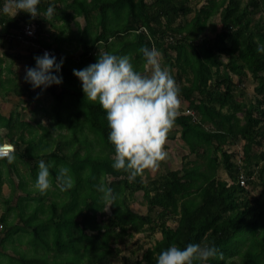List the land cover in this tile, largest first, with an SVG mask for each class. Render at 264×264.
<instances>
[{"label":"trees","instance_id":"1","mask_svg":"<svg viewBox=\"0 0 264 264\" xmlns=\"http://www.w3.org/2000/svg\"><path fill=\"white\" fill-rule=\"evenodd\" d=\"M192 1L41 0L42 15L49 4L60 8V14L48 22L33 20L24 12L14 18L0 12V40L30 47L25 55L9 54L12 63L17 59L26 68L35 67L34 57L42 56L43 49L54 52L58 63L64 61L58 74L61 85L34 90L25 79L21 83L13 64L1 57L2 91L37 103L49 93L53 103L47 115L60 132L67 131L60 134L67 150L62 154L59 146L54 148L48 129L36 135L32 124L21 119L23 113L12 111L9 117L0 113V130L7 131L6 138L0 136V145H14L15 155L12 164L0 160V193L9 177L19 174V162L30 168L36 180L41 159L54 162L50 178L57 189L41 195L18 175L24 195L16 208L8 207L1 215L0 233L7 230L4 239L12 241L15 234L28 232L30 248L15 252L17 256L0 252L10 257L8 264H114L122 257L119 243L139 234H149L153 244L139 249L141 255L132 264H157L159 253L173 244L181 249L188 244L214 245L219 255L207 264H236V257L238 264H264V53L257 51L264 45V0H206L199 9ZM6 3L0 0V8ZM79 18L86 20L85 27ZM218 18L221 28L207 34ZM33 23L38 27L35 36H26L24 26ZM73 38L75 52L66 49ZM145 46L160 53L164 66L180 83V99L188 102L175 126L189 154L181 169L146 173L143 179L129 182L125 173L112 168L115 153L108 140L106 113L98 102L85 100L73 69H83L96 63L99 54L111 53L129 56L138 71L148 72L139 52ZM227 72L239 80L251 74L253 102L239 100L242 87ZM188 110L195 117L187 115ZM238 144L242 165L225 149ZM255 147L262 150L253 153ZM190 155L195 159L188 161ZM61 166L73 179V187L63 192L55 180ZM220 170L228 179L220 177ZM101 182L118 194L115 204L102 202L96 190ZM252 187L260 188L257 197ZM140 193L145 214L131 206ZM11 211L22 225L9 223Z\"/></svg>","mask_w":264,"mask_h":264},{"label":"clouds","instance_id":"2","mask_svg":"<svg viewBox=\"0 0 264 264\" xmlns=\"http://www.w3.org/2000/svg\"><path fill=\"white\" fill-rule=\"evenodd\" d=\"M40 4L41 0H7L0 12L12 18L24 12L33 20L42 18L48 22L55 15V6L49 4L42 15ZM257 51L264 53V45L259 46ZM139 52L148 72L138 71L129 56L111 53L99 54L96 63L83 69H73V75L81 82L85 100L98 102L106 113L110 129L108 140L115 153L112 168L125 173L129 182H134L138 177L143 179L146 173L158 172L168 160L169 154L165 147L168 136L182 115L180 86L170 72L162 67L160 53L146 46L141 47ZM34 60L35 67L25 68L24 77L34 90H46L63 83L62 76L58 75L64 63L63 58L58 63L54 55L45 52L42 56L34 57ZM13 146L0 145V160L14 163ZM53 164L43 159L38 161L34 187L41 195L47 194L52 188L50 168ZM55 180L62 192L73 187V179L66 167L61 166L57 170ZM96 190L107 205L115 204L119 198L103 182L97 184ZM218 255L214 245L188 244L181 249L173 244L159 253L157 264H207Z\"/></svg>","mask_w":264,"mask_h":264},{"label":"rangeland","instance_id":"3","mask_svg":"<svg viewBox=\"0 0 264 264\" xmlns=\"http://www.w3.org/2000/svg\"><path fill=\"white\" fill-rule=\"evenodd\" d=\"M150 1V0H148ZM244 3L248 2L249 0H243ZM206 4V0H193L192 1V5L195 7V9H199L200 7H202L203 5ZM60 14V8L57 7L56 11H55V16ZM193 17V14L190 15L189 17L183 18L182 22H186L189 21L191 18ZM79 23H81V27H85L86 25V20L83 18H79L78 19ZM61 21H59L60 23ZM213 24H211L207 29V34H211L212 32V28H214L215 30H219L221 28V23H220V19H215L212 21ZM74 26V24H73ZM75 27V26H74ZM77 44V41L75 38H73L71 40V42L68 44H66V49L67 50H71L73 52L77 51L75 46ZM78 50H79V46ZM30 47L27 44H24V48L21 47V45L16 42H12V44H7L6 42H4L3 40H0V59H2L1 57L4 58V60L6 61V64L8 63H12L13 59L10 58V55H25L27 53L26 50H30ZM32 49V48H31ZM74 49V50H73ZM81 53V51L79 50V52L76 54V57L79 56V54ZM9 56H8V55ZM160 60H161V65L163 68H165L166 70H168V68L166 66H164V63L161 59L160 56ZM24 61L21 60H17L14 61L13 67L18 71L19 75L21 76V83H23L24 80V75H25V68L26 66L23 63ZM146 69L149 71V69L146 67ZM175 73V71H174ZM228 75H231L233 80L236 83H239L241 88V91L243 93V96H241L239 98L240 101H244L246 104L251 101L253 102L255 100V92H254V88H255V82L252 79V76L250 73H247L246 76H244L243 78H241L239 80V78L237 76H233L231 73L227 72ZM176 83L180 86L179 81H176ZM181 111H185L186 107H188V102L181 99ZM53 103V98L49 93L43 94L42 96H40L39 98V103L33 101V100H29L27 98H25V96H18V95H5L4 92L2 91L1 87H0V113L2 115H4L5 117H9L11 115L12 111H18L23 113L22 116V120L23 121H28L32 124V126L34 127V130L36 129V135H42L43 133V128H46L49 130L50 132V136L49 138H53L54 140V148L56 146H59V150L62 154H66V147L65 145V141L62 140L60 137L61 133H66V130H61V132L59 131L58 127L56 126L55 122H53L52 118H50L47 115V110L50 109L51 105ZM178 128L175 126L169 133L168 136V143L165 146L166 147V151H168L169 157L168 160L166 162H164L161 165V168L158 172H163L166 169L169 170H178L181 169L182 165L184 163H187L186 161H184V158L188 156L189 154V150L186 147V145L181 141L180 139V134L178 133ZM0 136L1 137H7V131L4 129L0 130ZM263 146H264V142H263ZM262 146V148L264 149V147ZM262 148L259 147H255L254 148V152H259L262 150ZM225 149L234 154L233 157V161H235V163L237 164H241V157L243 158V154L241 151V144L238 145H232V146H227L225 147ZM83 154V152L81 153ZM195 159V155H190L188 161L190 160H194ZM46 161V160H44ZM35 165V164H34ZM242 165V164H241ZM38 165L36 166V170L38 172ZM17 169H19V174H21L22 176H24L23 182H27L28 187L29 188H35V181L33 180L31 173H30V168L24 164H21L19 162V164L17 165ZM19 174H12L9 177V180L6 181V183L4 184V186L2 187L1 193H0V217L1 215H3L6 212V208L10 207V208H16L17 204L19 202V198L21 196L24 195L23 191H21L18 188V185L21 181V178L18 177ZM152 175H154V173H151ZM219 175L221 178L223 179H228L227 174L225 173V171L220 170L219 171ZM30 176V178H28ZM109 182L112 181V179L108 180ZM51 191H55L57 190L55 187L52 186V188L50 189ZM251 191L253 192V194L257 197L260 193V188H255L252 187ZM38 194V192H34L32 194L33 197H36ZM11 199V200H10ZM136 201L132 202V209L134 212L139 213V214H145L147 211V207L142 204V193L138 194L136 196ZM10 200L9 204H6V201ZM50 202V200L48 201ZM24 205V204H23ZM107 213H110V210L107 209L106 210ZM29 211L27 210L26 213H28ZM15 212L11 211L9 213V223L10 224H21L20 218L15 217ZM100 220H102V218H99ZM171 226H175V224L173 222L169 223ZM6 232L7 230H2L0 233V252L2 253L5 252L7 255L9 256H17L15 252H27L30 248L29 245V238L30 235L28 232H23V233H19V234H15L14 235V240L12 241H5L6 239ZM149 234H139V235H135V237L128 239L126 238L125 240L121 241L119 243V247L122 250V257L117 259L114 264H125L124 263V259L128 261V264H132L136 261V259L138 258V256L141 255V251L139 249L143 248V249H147L148 247H150L153 244V239L148 237ZM156 238H161L160 234H156L155 236ZM133 251L136 252V254H133ZM7 256L5 257L4 255L0 256L1 259V264H8L7 261L10 260V257ZM5 257V258H4ZM124 257V258H123ZM234 261H236V264H238L239 260L236 257L234 259ZM10 264H14V263H10Z\"/></svg>","mask_w":264,"mask_h":264},{"label":"built area","instance_id":"4","mask_svg":"<svg viewBox=\"0 0 264 264\" xmlns=\"http://www.w3.org/2000/svg\"><path fill=\"white\" fill-rule=\"evenodd\" d=\"M37 25L36 24H31V25H25L24 28H23V33L26 35V36H30V37H34L35 36V33L37 31ZM45 52H48L52 55H54V52L50 51V50H47V49H43L42 50V53L44 54ZM186 114H189V115H192L193 117H195L194 113L192 111H186ZM3 145H7V144H3ZM12 145V144H11ZM13 146V145H12ZM14 148V146H13ZM240 183L241 185H244L245 184V180L243 177L240 178ZM2 228V226H0V229Z\"/></svg>","mask_w":264,"mask_h":264}]
</instances>
